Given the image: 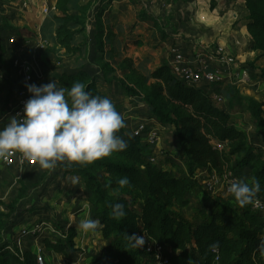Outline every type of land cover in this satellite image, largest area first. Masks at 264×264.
<instances>
[{
    "label": "trees",
    "instance_id": "obj_1",
    "mask_svg": "<svg viewBox=\"0 0 264 264\" xmlns=\"http://www.w3.org/2000/svg\"><path fill=\"white\" fill-rule=\"evenodd\" d=\"M244 2L248 10L247 27L252 36V48L262 50L264 55V0ZM68 3L69 0L57 1L59 14L56 19L59 24L54 35L55 45L67 52H81L86 43L75 45L74 41L86 30V15L83 11L71 14ZM86 9L84 6L83 10ZM103 34L104 28L97 21L95 50L103 49ZM123 63L130 71L127 80L131 83H120L124 91L137 96L159 123L175 126V135L186 158L187 175H172L165 167L151 162L148 156L152 149L150 151L140 136L129 133L126 125L118 132L127 141L125 150L86 165L64 162L66 174L79 173L89 183L94 193L91 202L99 208L103 238L121 250L123 242L129 243L126 233L146 231L155 240L169 245L173 251L171 264H264V214L252 211L249 204L236 208L228 199L217 196V200L209 202L212 209L208 217L197 224L187 222L173 208L175 205L180 208L189 206L187 193L195 188L191 177L198 169L222 173L231 168L239 173V169L245 167L251 170L252 182L259 180L264 184V156L254 153L246 132L236 128L229 113L214 105L209 93L174 77L168 65L163 64L144 75L132 67L129 59H124ZM96 69L102 74L99 75ZM261 71L264 76V69ZM114 72L110 63L103 62L97 63L96 67L84 65L72 72L63 70L56 74V79L65 88L66 97L76 81L83 82L92 95L103 97L107 95L100 91L98 83L101 78L107 80V76ZM67 98L70 101V97ZM263 106L264 101L250 103V111L257 122L262 120ZM214 139L228 142L229 149L214 148L211 144ZM98 172L104 174L107 182H101ZM123 176L129 178L128 186L121 187L117 183ZM110 189L116 195H111ZM26 196L27 190L22 184L17 199L23 200ZM115 203L124 205L126 215L123 218L112 215L111 205ZM6 208L8 212L17 209L15 202ZM0 223L1 237L6 223L1 219ZM69 231L65 243L45 238L46 248L62 254L67 248L73 249L76 233L72 227ZM216 242L219 246L211 248L210 245ZM123 257L134 261L137 253L125 251ZM0 264L9 263L0 259ZM23 264H37L32 251L23 253Z\"/></svg>",
    "mask_w": 264,
    "mask_h": 264
},
{
    "label": "crops",
    "instance_id": "obj_2",
    "mask_svg": "<svg viewBox=\"0 0 264 264\" xmlns=\"http://www.w3.org/2000/svg\"><path fill=\"white\" fill-rule=\"evenodd\" d=\"M57 1H0L1 46L6 45L7 38L14 34L19 37L20 35L40 37L47 41L50 47L55 46L57 48L56 51L49 53L50 57L56 53L57 56H60L59 54L65 50L55 45L54 35L56 27L59 24L56 19V16L59 14L56 8ZM226 4L224 0H214L213 5L212 0H69L68 9L71 14H80L83 11L86 15V30L84 34L76 37L74 41L75 45L83 42L97 43L95 39L97 21L104 28L102 39L104 54L98 57L94 49L92 55H88V57L83 56L84 59L79 61L78 68L84 65L96 67L97 60L99 59L102 62L110 63L111 67L115 69V76L125 78V76L130 74L129 69L125 67L123 73H120L111 60L123 62L124 59H129V61H132L134 69L144 75H148L153 69L163 64L169 66L174 47L180 46L186 52H190L196 47L211 50L217 44L222 45L228 53L236 57L237 63L235 68L237 70L247 68L251 71V76L255 80H258L256 82L251 80L254 83L250 82L248 84L243 82L238 83V81H233L232 77L225 76L222 81L223 91L228 103L226 102L227 104L223 108L220 106L219 108L229 113L230 119L236 128L246 132L250 143L249 133L253 127L257 128L255 126L256 119L250 111V103L264 101V76L261 73V70L264 69V57L258 58L257 56L261 52L254 51L250 47L251 35L247 27L246 11L238 9L234 6V3L228 6ZM84 6H87L86 10H83ZM45 7L48 8L47 13H43V8ZM89 36H91L90 41L88 39ZM17 48L18 51L16 53L19 54V47ZM103 49H100V51ZM110 50L113 52L111 53ZM37 52V47H33L26 48L25 51L19 54L35 63L36 77L33 83L37 86L49 83L52 80H55L58 86H60L56 79V74L63 70L72 72L77 69L68 70L58 65V62H52L53 64L51 63L50 66H47L48 69L50 68L48 74L43 75L40 68L41 59L37 58ZM91 60L93 61L91 62ZM8 69V74L13 76L10 65ZM96 72L100 75L97 69ZM127 73L128 75H126ZM0 76H2V79L4 78V75L1 74V69ZM106 79L109 81H104L101 78L98 87L102 93L113 99L117 111L124 117L127 131L131 133L139 121L145 118L154 121L153 124L155 123V125H163V130L167 128L168 130L166 129V131L168 133L164 132L165 139L162 138L159 142V148H162L163 145L160 144L162 142L164 144V140L169 139L172 142V146H174L173 150H170L169 154L163 157L170 161L168 167H164L172 175H187L186 158L180 150L181 146L174 129H171L172 124L157 122L155 116L151 115V113H145L147 112L145 105L141 104L138 100L134 101L132 95H128L124 89L122 90L121 87L116 85L115 81L110 80L111 78L107 77ZM13 85L14 87L11 91L7 90L6 87H2L1 93L6 97L2 100H6V103L9 100H13L17 86L16 80H14ZM9 96L8 100L7 97ZM238 99L247 106L248 115L240 112V109L243 111L244 108H242L243 105L239 107ZM249 117L252 119V124L246 123V119ZM262 141H264V138ZM74 174L76 173H68L67 175L73 177L75 176ZM79 178L84 180L81 174H79ZM243 181L250 185L252 184L250 179L246 180L243 178ZM80 188L82 189L80 193L83 195L85 188ZM70 189H76L75 185H72ZM69 196H71L70 193ZM74 199L75 197L72 198L73 203H79V207H77L79 209L78 216H75L72 212L73 214L71 213L66 216V220H68V226L72 227L76 233L74 239L75 245L73 247L76 250L72 249L71 255L65 256L54 250L47 249L41 242L39 247L29 250L32 251L34 259L36 258V253L40 252L45 258V264H99L100 261L97 262L93 256L91 257V251L94 250V246L91 244L94 241L93 238L96 233L94 235L92 233L85 234L79 228L81 219L89 216L94 219L91 215V210L93 213L95 210L91 202L92 197H89V200L86 202L81 200V202L74 201ZM96 219L99 220L98 216ZM50 229L53 232V229ZM98 230L99 235L97 234L96 236L103 238L101 230ZM104 240L105 243L108 242L107 239L103 238L102 241ZM88 247L92 250L88 251ZM70 256L76 257L70 258Z\"/></svg>",
    "mask_w": 264,
    "mask_h": 264
},
{
    "label": "rangeland",
    "instance_id": "obj_3",
    "mask_svg": "<svg viewBox=\"0 0 264 264\" xmlns=\"http://www.w3.org/2000/svg\"><path fill=\"white\" fill-rule=\"evenodd\" d=\"M0 1L2 2L4 0H0ZM224 1L225 3H227L226 0ZM231 3H234V6H236L238 9H242V10L244 9L246 11L247 21H249L248 10L245 6L244 0L231 1L226 5L228 6ZM8 39L9 37L7 38L6 45L5 44L2 46L0 45V69H1V74L4 75V78L0 79V99L6 98L1 93L2 87H6L7 90L9 91L13 90L14 87L13 85L14 80L13 78H11L12 77L11 74H8L10 61L13 59L14 56L19 55L22 51H25L26 49V47L23 48L22 46L20 47L18 46L21 44L20 42L17 45V47H19L20 53L17 54L16 51H18V48L14 47L16 46V44L7 45V43H9ZM88 39L90 41L91 36H89ZM45 42L48 43L47 41ZM252 46H253V41L251 36V45H250L251 49H253ZM33 47L35 48V46ZM95 48H96V43H86V45L82 48L81 52H76V53L67 52L64 49L66 52L65 51L61 52L59 54L60 56H57L56 53L54 56L50 57L49 53L56 51L57 48L55 46L50 47L49 45H47L44 49L37 47L38 52L36 53V56L37 58L41 59L40 68L42 69L41 70L42 74L47 75L50 70V68L48 69L47 66H50L52 62L53 63L58 62L59 63L58 65H61L68 70L78 68L79 61H82L84 59L83 56L88 57V55H92ZM102 51L100 50L98 51L96 49V55L99 57L100 55L104 54V49ZM254 51L261 52V54L257 56L258 58L264 57L262 50L257 49ZM93 60H91V62ZM95 60H97V58H95ZM111 61L113 64L116 65L118 72L123 73V70H125L124 69L125 64L122 61L115 62L114 59ZM97 63L103 64V62L99 59L97 60ZM250 72L251 71L249 70V73ZM101 74L102 72H100V75ZM114 74L115 73H113L112 75L110 74L107 77L111 78L110 80L115 81L117 86L121 87L120 84L121 82L131 85V83L127 80L128 76L122 78L120 76L117 77ZM126 75H128V73ZM250 78H251L250 80H253L255 82L258 81L255 80V78H253L251 74H250ZM132 98L134 99V101L138 100L141 103L140 99L137 96H132ZM226 102L228 103V100ZM227 103H220L221 106L220 105L219 106L223 108ZM238 104H240L239 107L243 105L242 108H244L243 111H241L240 109V112L246 113L248 115V111L246 109L247 106L244 105L245 103L240 101V99H238ZM214 105L217 106V104ZM146 111L147 112L145 113H150L148 107ZM261 118H262V110H261ZM6 119H4L3 124H5ZM155 119L158 122L157 118ZM246 123L252 124L253 123L252 119L249 117L248 119H246ZM153 125H155V123L154 124L152 123V126ZM255 126H257V128L253 127L252 131L249 133L250 145L253 147L254 153H256L259 156H264V141H262V139L264 138V119L262 118V120L259 122L256 121ZM166 129L165 130L162 129L160 131L162 134L160 135L157 144L148 145L150 151L152 149V152L148 156V158L152 156L155 157L156 158L155 163L163 167L164 166L168 167L170 163V161H168L167 158H163V157L168 155L170 150L172 151L174 148V146H172V142H170V139L166 141L164 140V144L163 142L160 144L163 145L162 148H159L158 146L162 138L165 139L164 132L166 131ZM171 129L175 130V126L172 125ZM167 133L168 132L166 131V134ZM180 150L183 151V148L181 147ZM63 164L64 162H58L57 167L54 170L52 169L46 170L40 168L38 163L32 165L26 163H17L12 167H6L0 163V215L1 214L4 215L1 216L0 219L6 223L4 234L3 236L0 237V259L6 261L9 264H23V253L26 250H31L33 248L36 249L41 245V242L45 246L44 244L45 238L53 242H63V243L66 242L65 238L62 237L64 231L70 232L69 231L70 226H68L67 224L68 220H66V216L68 214H71L72 212L75 214V216H78L79 213V209L77 208L79 207L78 206L79 203H73L72 198L75 197L76 200L74 199V201L86 202L89 200L88 199L89 197L93 198L94 193L87 180L85 178L84 180H81L79 178L78 173L74 174L75 176L73 177L68 176L65 173ZM232 164H235V162H233ZM200 170L202 169H198L195 172V174L191 177V179L193 178L192 181L195 184V188L191 192L187 193V196L190 198L189 206L185 208H180L179 206L175 205L173 207L174 210L177 211L182 218H184L187 222L193 224H197L200 220L208 217L212 209V204H210L211 203L210 200L218 199L217 196L215 195L213 196L205 190V187L203 186L202 183L205 177V170H202V172L199 173ZM238 174L240 176V181L243 180V178H245L246 180L250 179L251 181H253V175L250 169H246V168L242 170L239 169ZM97 175L103 184L107 182L103 173L98 172ZM22 184H24L26 187L27 196L23 200H18L17 199L18 189L21 187ZM72 185H75L76 189L71 190L70 187H72ZM80 187L85 188L83 195L80 193V191L82 190ZM109 192L111 195H116V193L112 189H110ZM69 193L71 194V196H69ZM257 195H264V184H260V191L257 193ZM220 197H224L228 199V201L230 203H233L236 208L238 206L241 207L237 203L236 199L227 198L223 195ZM14 202L17 209L15 210V212L14 211L8 212L6 205H9L10 203H14ZM98 214H99L98 207H95L94 213L91 210V215L94 219L97 218ZM36 223H44V226L46 227L45 231L41 234V236L34 239L32 237H24L20 235V228L22 225L24 224L34 225ZM1 225L2 224L0 223V226ZM50 228L53 229V232L51 231ZM97 234L99 235V230L96 231L95 237L93 238L94 241H92L91 244L94 246V250H92L89 247L87 248V250L88 251L92 250L91 257L93 256L95 261L97 262L100 261L99 264H109V262L112 259L118 257L121 258L124 255L125 251L135 253L128 242H123L124 244L122 243L123 247H121L122 248L121 250L119 248L116 249L112 246L109 240L108 242L105 243V240L102 241L103 238H101V236L98 237L96 236ZM3 248L4 250L1 252V249ZM67 250L65 251L64 254L62 253L60 254L65 256L71 255L72 249L68 248ZM263 256H264V252H263ZM74 257L76 256H70V258H74ZM125 261L128 264L133 263L132 259L130 258L126 259Z\"/></svg>",
    "mask_w": 264,
    "mask_h": 264
},
{
    "label": "clouds",
    "instance_id": "obj_4",
    "mask_svg": "<svg viewBox=\"0 0 264 264\" xmlns=\"http://www.w3.org/2000/svg\"><path fill=\"white\" fill-rule=\"evenodd\" d=\"M26 87L31 96L25 102L23 115L12 116L0 129V159L6 160L18 152L29 162L38 163L40 168L54 170L58 162L91 164L128 147L127 141L118 135L125 127L124 117L109 97L92 95L79 81L67 92L70 101L65 88L55 80ZM117 183L124 187L130 180L123 176ZM259 191V180L251 185L241 180L228 187L240 206L252 203ZM111 207L114 217L126 215L123 204L115 203ZM102 227L99 220L90 216L79 222L85 234H95ZM126 237L132 247L145 244L144 235L126 233ZM218 246V242L210 245L211 248Z\"/></svg>",
    "mask_w": 264,
    "mask_h": 264
},
{
    "label": "built area",
    "instance_id": "obj_5",
    "mask_svg": "<svg viewBox=\"0 0 264 264\" xmlns=\"http://www.w3.org/2000/svg\"><path fill=\"white\" fill-rule=\"evenodd\" d=\"M47 12L48 8H43V13ZM8 42L7 45L16 44L14 47H17L21 42L18 46H22L23 48L35 46L44 49L48 45V43L40 37H19L17 35H11ZM236 63V57L228 53L224 47L219 44L211 50H204L201 47H196L190 52H186L182 47L177 46L173 48L169 67L174 77L187 85L203 89L209 93L212 102L219 106L220 103H226L227 101L222 87V81L225 76L232 77L233 81H238V83L251 82L249 70L247 68L237 70L235 68ZM10 68L13 75L12 77L16 80L17 86L12 101L9 100L6 103V100L0 99V129H3L10 122L12 116L23 115L25 102L31 96L26 85L33 83L36 77L35 63L23 56H14L10 61ZM262 117L264 119V106L262 107ZM4 119H6L5 124H3ZM153 122L154 121L150 119H143L139 121L138 125L131 133L140 136L144 144H157L160 138V131L164 126H152ZM211 144L218 150L224 151L229 149V144L226 141L214 139ZM148 159L153 163L156 161V158L153 156ZM0 163L6 167H12L17 163L35 164L23 158L22 154L18 152L14 153L6 160L0 159ZM237 181H240L238 172L234 169L226 168L222 173H218L216 170H205V177L202 183L205 190L213 196L223 195L227 198L235 199V197L228 192V187L231 183ZM249 206L252 211L264 214V195H256L254 201L250 203ZM45 228L44 223H36L34 225L24 224L20 228V235L36 239L41 236ZM136 234L145 236V244L137 248L132 247L129 243L132 250L137 253V258L132 264H171L170 258L173 251L167 243L155 240L146 231H138ZM68 236L69 232L64 231L62 237L67 240ZM35 259L37 264H45V258L42 253L37 252ZM109 264L128 263H126L122 257H118L112 259Z\"/></svg>",
    "mask_w": 264,
    "mask_h": 264
}]
</instances>
